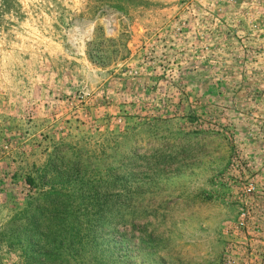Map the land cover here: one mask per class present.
<instances>
[{"label": "rangeland", "instance_id": "obj_1", "mask_svg": "<svg viewBox=\"0 0 264 264\" xmlns=\"http://www.w3.org/2000/svg\"><path fill=\"white\" fill-rule=\"evenodd\" d=\"M69 224L93 264H264V0H0V264Z\"/></svg>", "mask_w": 264, "mask_h": 264}, {"label": "trees", "instance_id": "obj_2", "mask_svg": "<svg viewBox=\"0 0 264 264\" xmlns=\"http://www.w3.org/2000/svg\"><path fill=\"white\" fill-rule=\"evenodd\" d=\"M120 1V0H116ZM30 181V180H29ZM59 203L54 204V209L58 207ZM53 209V212H54ZM50 211V210H49ZM55 212H58L62 214L63 216L67 213L63 210V208H58V210H55ZM62 215H59L62 217ZM43 228L41 231L47 233L48 231V225H44V227L40 226V229ZM68 228V234L66 239H62L60 242L56 241H50L48 238L42 239V233L41 235H37L36 240L37 242H44V246L47 248V250H43L42 248H38V255L39 261H46L49 264H93L89 262L85 255L89 252L88 247V238L84 240V238H78L79 231L78 227H75L73 224L67 225ZM122 237L118 240L120 244H125L126 239L124 236L126 235V232L121 234ZM115 242V241H114ZM116 246V244H114ZM114 246L110 247V251H114ZM123 249V246H121ZM119 258H126L127 254L124 252V250H120L118 252ZM117 258V256H116Z\"/></svg>", "mask_w": 264, "mask_h": 264}]
</instances>
